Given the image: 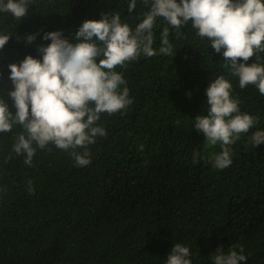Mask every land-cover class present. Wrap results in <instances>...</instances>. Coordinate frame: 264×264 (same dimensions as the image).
<instances>
[{
  "label": "trees",
  "instance_id": "16d2710c",
  "mask_svg": "<svg viewBox=\"0 0 264 264\" xmlns=\"http://www.w3.org/2000/svg\"><path fill=\"white\" fill-rule=\"evenodd\" d=\"M128 3L33 0L21 21L0 16V28L16 33L0 50V93L13 87L8 64L38 55L39 45L50 43L47 31L68 36L84 20L114 12L135 29L151 0H137L132 12ZM165 28L170 54L159 51ZM29 33H39L32 43ZM153 40L154 55L116 66L132 103L101 114L106 135L88 145V165L54 144L36 147L25 163L14 145L26 130L0 133V264H165L175 242L190 248L192 264H212L220 246H243V264H264V143L250 141L264 129V95L253 84L240 88L222 53L190 24L173 28L159 17ZM256 57L264 63V52L248 62ZM219 76L231 81L241 111L257 118L230 146L224 169L214 166L220 144L193 128Z\"/></svg>",
  "mask_w": 264,
  "mask_h": 264
},
{
  "label": "clouds",
  "instance_id": "9594fccd",
  "mask_svg": "<svg viewBox=\"0 0 264 264\" xmlns=\"http://www.w3.org/2000/svg\"><path fill=\"white\" fill-rule=\"evenodd\" d=\"M31 5L33 0H0V16L21 21ZM136 7L137 0H129L128 11ZM159 17L173 28L190 24L216 53H222L240 88L253 84L264 95V63L259 57L248 62L264 52V0H151L135 29L119 13H102L99 19L84 20L68 36L63 30L45 32L43 40L50 43L39 45L38 55L8 64L5 73L13 87L0 93V133L17 125L26 130L27 135H19L14 145L15 152L25 156V163L31 164L36 147L49 144L71 149L78 166L91 162L88 145L106 135L98 123L101 114L116 113L132 103L126 78L115 68L140 55H154L153 28ZM14 35L0 28V50ZM38 35L27 34V42ZM162 36L164 46L159 51L170 54L168 28ZM205 94L207 114L197 115L193 128L210 144H220L222 151L214 156V166L224 169L232 163L230 146L255 126L257 118L241 111L232 95V83L224 76L211 80ZM6 97L13 101L14 112ZM250 141L256 147L264 143V129L254 131ZM211 258L212 264L247 260L243 246L239 251L236 246L227 250L220 246ZM165 264H192L190 248L175 242Z\"/></svg>",
  "mask_w": 264,
  "mask_h": 264
}]
</instances>
